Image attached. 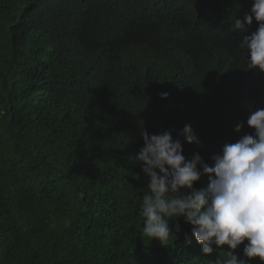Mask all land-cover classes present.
Returning a JSON list of instances; mask_svg holds the SVG:
<instances>
[{
  "label": "trees",
  "instance_id": "1",
  "mask_svg": "<svg viewBox=\"0 0 264 264\" xmlns=\"http://www.w3.org/2000/svg\"><path fill=\"white\" fill-rule=\"evenodd\" d=\"M252 4L0 0V264L227 257L204 254L182 217L167 245L141 236L149 178L135 157L142 130H171L187 159L198 153L209 166L225 143L254 134L247 119L264 108V73L247 69L230 27ZM186 125L201 145L185 140ZM207 184L202 175L195 187Z\"/></svg>",
  "mask_w": 264,
  "mask_h": 264
},
{
  "label": "clouds",
  "instance_id": "2",
  "mask_svg": "<svg viewBox=\"0 0 264 264\" xmlns=\"http://www.w3.org/2000/svg\"><path fill=\"white\" fill-rule=\"evenodd\" d=\"M257 25L249 35V27ZM230 27L239 32L247 69L264 73V0H253L250 14L243 21L235 17ZM160 95L167 98L168 93ZM250 113L247 125L254 134L225 143L211 157V166L198 153L187 159L182 141L173 139L171 130L159 134L141 131L144 146L135 160L142 162V171L149 178L140 207L143 225L137 229L142 237L167 245L180 231L178 223L175 231L170 223L182 217L192 225L204 254H212L214 248L226 250L227 257L215 264H250L257 257L264 262V108ZM243 128L244 122H239L234 130L239 133ZM181 134L190 144H202L190 125ZM202 175L207 176L208 184L196 188ZM241 245L244 259L236 254Z\"/></svg>",
  "mask_w": 264,
  "mask_h": 264
}]
</instances>
